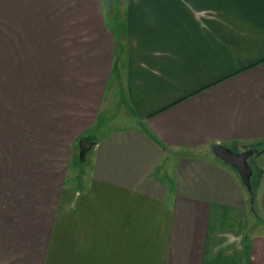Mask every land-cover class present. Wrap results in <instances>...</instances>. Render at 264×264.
Wrapping results in <instances>:
<instances>
[{"label": "crops", "instance_id": "1", "mask_svg": "<svg viewBox=\"0 0 264 264\" xmlns=\"http://www.w3.org/2000/svg\"><path fill=\"white\" fill-rule=\"evenodd\" d=\"M261 143L264 0H0V264H264Z\"/></svg>", "mask_w": 264, "mask_h": 264}, {"label": "water", "instance_id": "2", "mask_svg": "<svg viewBox=\"0 0 264 264\" xmlns=\"http://www.w3.org/2000/svg\"><path fill=\"white\" fill-rule=\"evenodd\" d=\"M92 144L93 142L91 140L84 139L81 142V148L82 150L87 151ZM212 152L216 158L237 169L242 182L249 192L251 206L254 207L255 192L251 182L252 170L248 159L254 155L255 151L253 149H246L238 152L226 145L216 144L212 146Z\"/></svg>", "mask_w": 264, "mask_h": 264}, {"label": "rangeland", "instance_id": "3", "mask_svg": "<svg viewBox=\"0 0 264 264\" xmlns=\"http://www.w3.org/2000/svg\"><path fill=\"white\" fill-rule=\"evenodd\" d=\"M53 12H55V11H53ZM56 15H57V16L59 15L58 17H60V14H59L58 12H56V13L54 14L55 17H56ZM56 20H57V18H56ZM262 146H264V144H263ZM248 149H250V148H248ZM236 151H240V152H241V151H243V150L240 149V148H238ZM256 151H257V150H256ZM258 151H262V148H259V147H258ZM255 158H256V157H255L254 155L251 156V157L248 159V162H249L250 164H253V165H254V163H255ZM78 162H79V161H78ZM78 162H75V163H74V166H75V170H76V171H79L80 169L83 168V167L81 168L80 163L78 164Z\"/></svg>", "mask_w": 264, "mask_h": 264}, {"label": "trees", "instance_id": "4", "mask_svg": "<svg viewBox=\"0 0 264 264\" xmlns=\"http://www.w3.org/2000/svg\"><path fill=\"white\" fill-rule=\"evenodd\" d=\"M263 144L261 143V144H256V145H254L253 147H252V149L254 150V151H256V152H258V147L259 148H262L263 146H262ZM251 182H252V185H253V187H254V192H255V185H254V183H253V181H252V178H251ZM252 211H253V213L255 214V216L256 217H260L259 216V213H258V210H257V208H256V206H254V207H252Z\"/></svg>", "mask_w": 264, "mask_h": 264}]
</instances>
